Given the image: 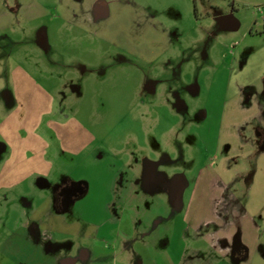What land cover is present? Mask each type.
<instances>
[{
  "label": "rangeland",
  "instance_id": "rangeland-1",
  "mask_svg": "<svg viewBox=\"0 0 264 264\" xmlns=\"http://www.w3.org/2000/svg\"><path fill=\"white\" fill-rule=\"evenodd\" d=\"M21 1L45 13L1 3L0 264L176 260L195 194L251 169L264 0Z\"/></svg>",
  "mask_w": 264,
  "mask_h": 264
},
{
  "label": "crops",
  "instance_id": "crops-1",
  "mask_svg": "<svg viewBox=\"0 0 264 264\" xmlns=\"http://www.w3.org/2000/svg\"><path fill=\"white\" fill-rule=\"evenodd\" d=\"M6 4L12 10L24 11L27 19L33 17L31 9L45 13L43 8L27 6L21 0H6ZM70 5L64 7L65 12H70L75 23ZM8 13H1V22L7 21ZM262 78L247 84L249 94L237 99L239 113L231 124L241 144L249 147L245 157L253 160L251 169L219 173L200 189L201 194H195L186 218L193 241L189 243V237L183 236L187 247L177 251L176 260L164 258L163 264H264V73Z\"/></svg>",
  "mask_w": 264,
  "mask_h": 264
}]
</instances>
